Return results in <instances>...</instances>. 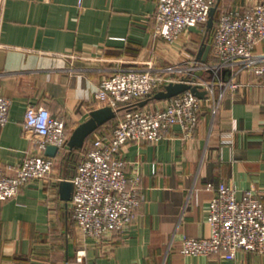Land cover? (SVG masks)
<instances>
[{"label":"crops","instance_id":"1","mask_svg":"<svg viewBox=\"0 0 264 264\" xmlns=\"http://www.w3.org/2000/svg\"><path fill=\"white\" fill-rule=\"evenodd\" d=\"M258 2L264 0H219L217 11ZM156 12L157 0H0V96L11 99L8 121L0 125V164L10 175L33 149L35 135L30 139L23 130L30 104L63 117L69 139L102 107L94 95L117 69L198 59L206 26L172 45L154 35ZM255 52L264 55V40ZM235 70L241 86L216 87L219 107L204 104L192 137L175 124L158 142L125 145L126 175L139 173L145 197L125 231L95 239L78 227L71 199L60 193V183L76 171L75 148L67 145L51 156L47 179L0 201V264H232L219 254L184 255L181 246L186 236L210 233L207 206L221 183L238 198L258 193L264 203V73ZM219 75L228 81L231 70ZM116 122L103 126L110 130ZM79 151L83 155V147ZM237 260L264 264V255L239 251Z\"/></svg>","mask_w":264,"mask_h":264},{"label":"built area","instance_id":"2","mask_svg":"<svg viewBox=\"0 0 264 264\" xmlns=\"http://www.w3.org/2000/svg\"><path fill=\"white\" fill-rule=\"evenodd\" d=\"M218 1L157 0L154 35L173 45L191 28L206 26L210 11ZM261 40H264V3L244 9L231 8L216 15L215 25L206 36L211 44L210 57L215 61L193 58L160 68L150 62L143 68H119L102 79L94 100L102 107H112L117 122L110 130L99 127L93 138L85 143L82 159L72 178L73 218L86 237L102 239L115 231H125L145 198L139 188V173L131 177L126 175V161L122 158L125 145L131 140L158 142L175 124L181 126L184 137H192L204 104L208 103L213 111L219 107L216 87L237 89L241 86L235 76L236 65L241 70L264 73V55L255 52ZM223 69L231 70L228 81L219 75ZM205 73L212 75L211 78L204 77ZM172 82L202 85L205 98L187 90L162 100L165 103L162 107H150L149 103L139 105L150 94ZM10 106L11 99L0 96V125L8 121ZM23 130L30 139L36 137L33 149L20 163L15 175H10L0 164V201L15 197L27 183L47 179L55 165V159L45 153L47 147L67 146L65 119L53 115L44 105L27 107ZM261 197L258 193H249L238 198L234 187L221 183L214 189L207 206L210 233L202 237H184L182 253L190 256L219 254L232 264H241L237 260L239 251L264 255ZM78 253V262H82L84 250Z\"/></svg>","mask_w":264,"mask_h":264},{"label":"water","instance_id":"3","mask_svg":"<svg viewBox=\"0 0 264 264\" xmlns=\"http://www.w3.org/2000/svg\"><path fill=\"white\" fill-rule=\"evenodd\" d=\"M218 9V4L212 7L209 15V19L206 23V36L211 32L215 25L216 13ZM211 52V44L204 43L203 47L198 53V59L203 62L208 60V56ZM202 85H192L187 82H172L167 84L163 89L150 94L146 99L139 102V105L145 106L153 100H166L172 96L190 90L195 95L200 98H205L206 91L201 89ZM116 117L115 110L110 106H103L97 109H94L90 113V117L80 123L71 133L67 145L71 148H82L84 147L87 139L101 126L107 122L113 120ZM59 151V147L56 145H49L46 149V154L49 156H56ZM74 189V184L72 181L63 180L60 183V193L64 200H70L72 197Z\"/></svg>","mask_w":264,"mask_h":264},{"label":"trees","instance_id":"4","mask_svg":"<svg viewBox=\"0 0 264 264\" xmlns=\"http://www.w3.org/2000/svg\"><path fill=\"white\" fill-rule=\"evenodd\" d=\"M219 10L217 11V14L216 15H219ZM209 60L210 61H215L216 59H214V57H210L209 58ZM115 119H117V115H116V117H115ZM114 126V125H113ZM88 141V140H87ZM80 150V148H75V152H74V158L76 159L75 160V162H76V164H75V170L77 169V166H78V164H79V162L81 161V159H82V154H81V152L79 151ZM78 161V162H77ZM76 172V171H75Z\"/></svg>","mask_w":264,"mask_h":264},{"label":"rangeland","instance_id":"5","mask_svg":"<svg viewBox=\"0 0 264 264\" xmlns=\"http://www.w3.org/2000/svg\"><path fill=\"white\" fill-rule=\"evenodd\" d=\"M200 74H201V73H200ZM203 76H204V77H207V78H211L212 75H207V74L205 73V74H203ZM154 101H160V100H153L152 102H154ZM140 102H141V101H140ZM152 102L149 103V106H150V107H155V106H154V103H152ZM140 106H141V105H140ZM101 127H104V126H101ZM93 134H94V133H93ZM93 134H92V135H93ZM92 135H91V136H92Z\"/></svg>","mask_w":264,"mask_h":264}]
</instances>
